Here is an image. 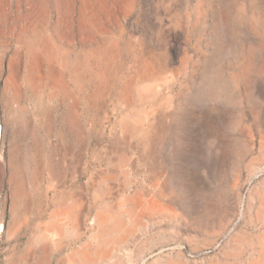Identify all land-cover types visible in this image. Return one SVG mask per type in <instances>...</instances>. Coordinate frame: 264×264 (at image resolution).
I'll use <instances>...</instances> for the list:
<instances>
[{"label":"rangeland","instance_id":"1","mask_svg":"<svg viewBox=\"0 0 264 264\" xmlns=\"http://www.w3.org/2000/svg\"><path fill=\"white\" fill-rule=\"evenodd\" d=\"M65 1L72 4L70 17L52 12L51 21L66 19L73 52L83 58L88 49L79 35L81 0ZM4 2L9 14L0 29L25 7L17 0ZM93 5L92 20L101 29L89 41L90 72L72 88L74 125L86 145L77 161L67 156L60 174L57 165L52 173L43 168L37 174L32 166H47L50 155L51 161H62L61 152L51 149L59 148L55 128L64 105L48 95V86L33 96L21 86V98H10L5 84L15 40L4 37L0 264H38L43 243L48 264H264V0H95ZM50 36L60 43L53 31ZM15 111L35 126L25 132L32 151L12 150L8 129L15 128L10 120ZM50 117L51 129L42 126ZM138 136L145 137L143 162ZM35 153L43 158L40 164ZM160 156L171 168V183ZM106 171L112 179H102ZM20 181L35 198L23 196ZM86 182L80 200L77 187ZM142 182L152 203L138 207L135 219L121 215L130 205L124 201L116 210L120 196L131 198ZM96 187L109 189L110 196L93 199ZM105 204L113 208L98 226L95 211ZM98 249L102 253L94 255Z\"/></svg>","mask_w":264,"mask_h":264},{"label":"bare ground","instance_id":"2","mask_svg":"<svg viewBox=\"0 0 264 264\" xmlns=\"http://www.w3.org/2000/svg\"><path fill=\"white\" fill-rule=\"evenodd\" d=\"M17 2H19V4L23 3V5L25 6L24 9H21V8L18 9L16 11V15L13 18V22L10 23V25L8 27L0 29V49L1 50H3L6 46V41L4 40V37L6 34L13 35L14 40H15L13 47H12V54H11V59H10L11 71L9 73L7 80H6L5 90H6V92H8V91L12 92V95L10 98H14V97L21 98V96L19 95L20 90H21L20 89L21 86L25 87L28 90V92H26L27 93L26 95H32V96L38 95V93H41L40 91L44 87L48 86L50 89L48 92V95L51 98L52 97L56 98L57 101L59 100V103L64 105L63 107L65 110L61 116L59 128H57V127L55 128V130L58 129L56 132V136H57V139L59 141V148L57 147L55 149V147H54V149H51V150H56V151L61 152L62 161L59 164H57L54 161H51V155L48 157V160H47L48 161L47 164L49 166L52 167L54 165H57L59 167L58 174H60L61 172L65 171V169H64L65 167H63L62 162L67 158V156L70 155V157L74 161H77L80 154L83 152L85 145H86L85 141H84L85 138L82 136V134L79 131H76L75 125H74L75 121H74L73 115H74L75 108H76L77 96L74 94L72 88H75L76 85H78V82L80 80L79 77L81 74L84 75L85 73L90 72V69H89V66L87 63V58H89V56H91L89 50H90V47H92V44L91 43L89 44V41L91 42L92 34L101 29V26L99 27L98 23H94V21L92 20L93 19V17H92L93 13L91 11L94 8L93 2H95V0H81L80 1V7L79 8H80L81 15L83 17H82V21L80 22L81 29H80L79 35L81 38H83V43L86 45V48L88 49V51L85 53V56L83 58H81L79 56V54L73 52V49L71 47L72 44L69 42L70 39L67 38L68 37V30H67L68 24L66 22V19L63 21H59V20L51 21L52 12H55L58 15L61 14L62 16H64V18L70 17L66 13L68 12V9L72 8L71 7L72 4L70 5V3H68L65 0H17ZM6 4L7 3H5V2L2 4V0H0V23H2V24L6 23V17L9 14L7 11V8H6ZM98 5H99V7L101 6V4H98ZM50 6H52V7H50ZM85 15H87L86 18H85ZM52 31L55 34H57V37L60 39V43L56 44L54 42V40L51 38L50 35H51ZM64 39H68L66 42L68 44V47L63 46ZM1 57L2 56L0 54V62H1ZM83 81L84 80H82V82ZM92 82L95 83L96 78H93ZM80 84L82 85V83H80ZM119 94H120V92H118V95ZM120 95H123V93ZM48 99H49V97H48ZM103 106H104V103L101 102L100 104H96L94 109L96 110L97 108H101ZM48 109H50V108H48ZM49 111H51V110H49ZM95 113H96V111H95ZM16 114L21 115V112H16V111L13 112V114L11 115V120H13V119L16 120V118H17V117L15 118ZM51 114H53V112ZM45 116H47V115H45ZM26 119H27V117H26ZM126 123H127V121L124 122L125 127H127V124L129 122L127 124ZM53 124H54V120H53V118L50 117L42 126H47L49 129H51V128H53ZM26 125L27 124H24L23 126H26ZM25 128H28V125ZM30 128H32V127H30ZM44 129H45V127H44ZM34 135L37 136L36 134H34ZM95 137H96L97 142H99L101 139V136L98 135ZM35 138L37 139V137H35ZM38 139H39V137H38ZM111 139H113V138H111ZM138 140H139V146L138 147L140 148V149H138L139 150L138 158H140V160L143 162V160L146 158V153H147L146 146H145V137L140 136ZM44 141H45V139H44ZM178 142L181 144L183 142V140L181 139ZM36 143H37V140H36ZM36 143H35V145H36ZM17 146L18 145L15 144V141H14L12 147H17ZM37 151H38V147H37ZM176 152L178 154L180 153V147L179 146H178ZM13 157H15V154ZM34 158H35L36 162L39 164L41 162H43L42 161L43 158H42L41 154L35 153ZM122 158H121V160H122ZM160 159H161V161L162 160L164 161V158H161V156H160ZM59 161H60V159H59ZM74 161H72V162H74ZM163 164H164V162H163ZM164 165L166 166L165 171H166V174L168 176V178L166 177L167 181H168V183H171V180L173 179V174H172L171 168L169 165H166V164H164ZM211 166L213 167L212 169H213V172L215 173V170H216L215 165H211ZM106 167L111 168V167H113V165L108 163V166H106ZM113 173H115V172H113ZM145 174L147 175V173H145ZM101 177H103L102 179H112L113 176L110 175V173L108 171H106V172L101 173ZM99 179H101V178H99ZM21 181H20V185L18 186V188H20L22 190L23 196L25 198L26 197H31V198L34 197L35 198L37 194L31 195V192L24 188V186L22 184L23 182H21ZM91 181H92V178H91ZM91 181H89V182H91ZM89 182H86L83 185H79V186L77 185L78 186L77 188H79V189L77 190L76 193H77L78 198L80 200L82 198L81 195L82 194L84 195L85 191L89 188V184H90ZM152 184L156 185L154 180L152 181ZM92 186H94V185H92ZM98 186H100V185H98ZM143 187H144V182H142L140 190L139 191L137 190L135 195L131 196V198H130V196H129V198L127 196H124V195L120 196L119 200L117 199L118 200L117 207H114V208H116V210H119L118 206L121 203L123 204L124 201L126 203L128 202L130 205V209L129 210L124 209L122 211L121 215L126 213L128 218H133V217L137 216L138 212H136V211H137L138 207L141 208V205H142V207H144L145 205L149 206L152 203V200H151L152 197H150V199L145 197ZM106 188H108V187H106ZM108 190H105V189L103 190L102 188H98V187L93 188L91 191L93 199L100 197L101 194L109 195L110 190L109 191ZM156 195H158V194H156ZM154 197H155V195H154ZM106 198H107V196H106ZM109 199H111V198H109ZM154 200H155V198H154ZM95 202H97V201H95ZM36 206L38 207L39 204L37 203ZM67 207H69V206H67ZM111 208H113V207H109L107 204H105L101 207V209H97L95 211V218H96V221L98 223V226L100 224L106 223L107 216H109ZM115 213L118 214V212H115ZM133 219H135V218H133ZM16 221H17V217L14 214L13 222L16 223ZM119 229H120V227H118L115 230V232L119 231ZM102 230H104V229H102ZM114 236H116V235H114ZM28 244H29V241H28ZM60 244L61 243H59V246H60ZM40 247H41V250H40L41 255H40V257H38L39 258L38 264H48V256H47L48 255V253H47L48 252V245H47V243H43ZM85 247H87V245H85ZM28 250L29 249L26 250V254L28 253ZM105 252H106V250H105ZM100 253H102V251L98 249L96 251V254H94V255H99ZM88 256H89V252H85V258L86 257L88 258ZM66 261H68V259ZM71 261L72 260H70L69 262H71Z\"/></svg>","mask_w":264,"mask_h":264},{"label":"crops","instance_id":"3","mask_svg":"<svg viewBox=\"0 0 264 264\" xmlns=\"http://www.w3.org/2000/svg\"><path fill=\"white\" fill-rule=\"evenodd\" d=\"M17 117V118H16ZM15 118H16V120L15 119H13V120H11L12 121V125H13V127H15L13 130L12 129H8V134H9V137H10V140H13L12 142L14 143V141H15V144H17L18 146L17 147H13L12 148V150H14V151H19L20 150V152H28V151H30V150H32V149H29L27 146H26V143H25V137H26V131H27V129H31V130H35V126L30 122V120H28V119H26V117L24 116V114H22L21 113V115H18V114H16V116H15ZM19 119V120H18ZM31 123V124H30ZM24 124H27L28 125V128H25L26 126H23ZM30 127H32V128H30ZM17 136V137H16ZM17 138V139H16ZM19 141V142H18ZM12 146H13V144H12ZM27 147V148H26ZM23 148V149H22ZM16 149V150H15ZM37 166V167H36ZM36 166H32V168H34V170H36L35 172V174H37L38 173V171H39V169H43V168H48V171L50 172V173H52V170H53V168H54V166H49V165H47V166H40V165H36ZM24 167H28V166H24ZM38 169V170H37ZM40 170V171H41ZM57 195V194H56ZM54 199H56V198H54ZM53 207H54V205H52Z\"/></svg>","mask_w":264,"mask_h":264}]
</instances>
